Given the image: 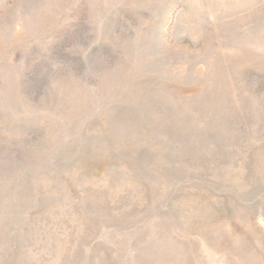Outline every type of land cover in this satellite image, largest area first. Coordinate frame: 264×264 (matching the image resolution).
Listing matches in <instances>:
<instances>
[{
    "label": "rangeland",
    "instance_id": "rangeland-1",
    "mask_svg": "<svg viewBox=\"0 0 264 264\" xmlns=\"http://www.w3.org/2000/svg\"><path fill=\"white\" fill-rule=\"evenodd\" d=\"M0 264H264V0H0Z\"/></svg>",
    "mask_w": 264,
    "mask_h": 264
}]
</instances>
